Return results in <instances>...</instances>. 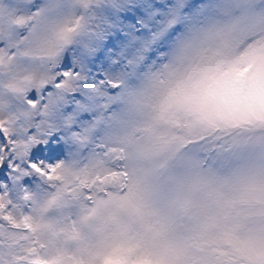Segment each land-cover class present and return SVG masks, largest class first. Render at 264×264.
Here are the masks:
<instances>
[{"label": "rangeland", "instance_id": "1", "mask_svg": "<svg viewBox=\"0 0 264 264\" xmlns=\"http://www.w3.org/2000/svg\"><path fill=\"white\" fill-rule=\"evenodd\" d=\"M33 2L0 0L8 134L31 126L25 101L68 47L93 43L131 0H37L35 17ZM198 3L155 38H133L127 64L109 68L119 87L93 89L95 121L50 176L0 196V264H264V0Z\"/></svg>", "mask_w": 264, "mask_h": 264}, {"label": "snow or ice", "instance_id": "2", "mask_svg": "<svg viewBox=\"0 0 264 264\" xmlns=\"http://www.w3.org/2000/svg\"><path fill=\"white\" fill-rule=\"evenodd\" d=\"M41 5L37 0L27 5L29 14L35 17ZM198 6V0H131L109 11L107 23L93 43L69 46L53 79L42 88L33 89L25 101L35 112L31 126L24 125L18 134H8L7 126H0V196L8 193L11 197L13 189L26 192L35 180L50 176L62 162L67 155V141L79 137L95 121L93 89L119 87L110 79L109 68L127 64L128 56L139 46L132 43L133 38H155L167 17L174 13L190 15ZM180 27L172 25L171 31L154 45V51L162 50ZM17 28L19 38L25 39L30 22ZM3 47L7 44L0 40V48ZM9 52L15 55L14 49ZM97 64H102L104 70L93 72ZM66 82L72 85L71 90H65ZM53 102L55 119L48 115ZM20 139L24 141L22 155L16 148Z\"/></svg>", "mask_w": 264, "mask_h": 264}]
</instances>
